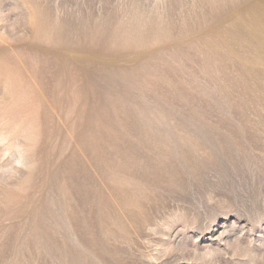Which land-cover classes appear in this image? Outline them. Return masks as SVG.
<instances>
[{"label": "rangeland", "instance_id": "rangeland-1", "mask_svg": "<svg viewBox=\"0 0 264 264\" xmlns=\"http://www.w3.org/2000/svg\"><path fill=\"white\" fill-rule=\"evenodd\" d=\"M256 4L0 0V264H264Z\"/></svg>", "mask_w": 264, "mask_h": 264}, {"label": "clouds", "instance_id": "clouds-1", "mask_svg": "<svg viewBox=\"0 0 264 264\" xmlns=\"http://www.w3.org/2000/svg\"><path fill=\"white\" fill-rule=\"evenodd\" d=\"M231 228H233V225L231 226ZM230 228H225L223 231H221L214 239L219 241L221 244L224 245L223 248L228 249V251L230 252V257L228 258H241V259H245L246 258V254H245V249L238 248L233 250L232 249V241L235 240L236 237H232V232L233 231H229ZM234 229V228H233ZM174 251V249H166L165 250V255L171 254ZM203 253H205V259L206 260H212L214 259V252H209L208 250L203 251ZM149 264H159V261L154 260L153 258H149Z\"/></svg>", "mask_w": 264, "mask_h": 264}, {"label": "bare ground", "instance_id": "bare-ground-1", "mask_svg": "<svg viewBox=\"0 0 264 264\" xmlns=\"http://www.w3.org/2000/svg\"><path fill=\"white\" fill-rule=\"evenodd\" d=\"M254 6V5H253ZM252 6V7H253ZM253 10H256L255 11V13L252 15H250L251 17H249L248 16V13H244V15L246 14L247 15V18L248 19H253V18H255L256 20H257V23H258V25H259V29H260V32H261V34L262 35H264V5L262 4L260 7H258V4H256L255 6H254V9ZM228 22V21H227ZM230 22V21H229ZM231 23H234V22H232L231 21ZM234 25V24H233ZM225 26V25H224ZM233 27L234 26H230V27H227V28H224L225 30H228V32H231V31H233L234 32V34H236L237 35V38H240V39H243V40H245L243 37L244 36H242L243 34L245 35L246 34V32H244L243 30H233ZM239 32V33H238ZM242 34V35H241ZM262 35H260V37L261 38H263L264 39V37L262 36ZM248 37V36H247ZM246 36H245V38H247ZM248 40H249V38H248ZM252 49H256V46L254 47V48H252ZM257 50V49H256ZM252 51H255V50H252ZM262 57H264V55H262Z\"/></svg>", "mask_w": 264, "mask_h": 264}]
</instances>
